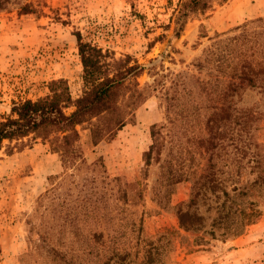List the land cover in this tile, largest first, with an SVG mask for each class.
Masks as SVG:
<instances>
[{
    "label": "rangeland",
    "instance_id": "1",
    "mask_svg": "<svg viewBox=\"0 0 264 264\" xmlns=\"http://www.w3.org/2000/svg\"><path fill=\"white\" fill-rule=\"evenodd\" d=\"M27 1L37 13H20ZM179 1L9 0L0 8V120L13 102L48 94L51 79L65 78L73 97L82 94L77 32L83 41L143 65L142 85L160 80L138 107L133 127L115 141L94 148L81 129L83 164L65 167L42 140L0 151V264H97L104 250L137 247L138 234L154 238L166 228L174 231L172 256L178 264H264V92L247 86L240 99L235 96L238 106L261 113L253 135L262 144L251 145L242 158L231 143L232 120H209L217 110L208 88L217 74L213 62L196 66L206 48L218 38L239 35L238 26L246 21L254 20L247 27L253 39L263 35L264 0L216 4L189 19L177 35ZM153 123L158 146L146 164L143 152L154 141ZM213 136L218 143L208 150ZM92 149L94 160L86 156ZM254 156L259 164L249 160ZM209 164L228 191L233 183L246 185L261 210L238 235L208 232L224 200L221 191L200 195L205 229L179 227L176 206L188 200L194 173L210 170ZM118 176L137 182L143 199L120 200ZM95 231L102 234L96 237Z\"/></svg>",
    "mask_w": 264,
    "mask_h": 264
},
{
    "label": "trees",
    "instance_id": "2",
    "mask_svg": "<svg viewBox=\"0 0 264 264\" xmlns=\"http://www.w3.org/2000/svg\"><path fill=\"white\" fill-rule=\"evenodd\" d=\"M8 1L0 0V8ZM226 1L180 0L174 17L176 34L179 35L189 19L205 15L216 4ZM38 10L32 1H27L20 5L19 11L37 13ZM252 22L254 20L238 26L242 29L239 35L216 39L196 63L198 68H202L205 63L213 62L212 70L217 72L215 82L211 85L212 77L206 84L211 85L208 87L213 92L210 99L217 110L209 120L213 116L232 120L234 135L231 143L243 152L242 158L248 157L251 145L258 147L262 144L253 135L261 113L246 106H238L234 100L235 96L240 99L247 86L259 87L264 92V32L253 39V34L247 30ZM76 34L83 67L82 94L73 97L68 81L56 78L48 82L49 92L45 96L13 102L9 114L0 120V151L5 149L11 153L31 145L33 141L42 140L49 143L52 152L60 154L65 167H74L86 162L80 142L81 129L87 131L90 146L94 147L102 140H111L127 123H134L136 109L147 100L160 80L155 78L153 84L146 82L142 85L138 77L145 70L143 65L131 63L130 55L118 57L112 51L83 41L80 32ZM213 85L215 88H212ZM156 124L151 125L154 141L143 152L146 164L158 146ZM217 143L214 136L209 137L208 150H212ZM251 159L260 163L258 157ZM209 166L210 170L205 168L201 173H194L188 200L176 206L179 227L193 231L205 229V217L197 208L200 195L205 190L212 193L221 191L224 200L218 206L208 232L212 236H215L216 230H221L222 236L238 235L261 214V210L256 201L251 199L246 185L233 183L228 191L214 175L213 165ZM114 180L118 182V198L124 203L136 204L143 199V189L137 182H121L119 176ZM173 233V230L166 228L154 238H143L138 234L137 247L115 246L104 250L103 260L97 264H178L172 256ZM101 234L95 231L93 235L98 237Z\"/></svg>",
    "mask_w": 264,
    "mask_h": 264
},
{
    "label": "crops",
    "instance_id": "3",
    "mask_svg": "<svg viewBox=\"0 0 264 264\" xmlns=\"http://www.w3.org/2000/svg\"><path fill=\"white\" fill-rule=\"evenodd\" d=\"M137 109H138V108H137ZM137 109H136V111H137ZM136 111H135V119L137 118ZM133 124H134V123H127L126 125H124L121 129H119V130L117 131L116 135H115L111 140H108V142H109V141H115V137L118 136V138H119L120 135H121V133H122V130H123V129H125V128H126L127 126H129V125L133 127ZM102 141H105V140H102ZM102 141H101L100 143H98L97 145H95L96 148L99 147V146H101ZM106 141H107V140H106ZM95 146H94V148H95ZM86 156H87L88 158L90 157V160H94V159L96 158V154L94 153L93 149H92L89 153H87ZM57 171H58V170H57V168H56L55 170H52V171H50V172H57Z\"/></svg>",
    "mask_w": 264,
    "mask_h": 264
}]
</instances>
